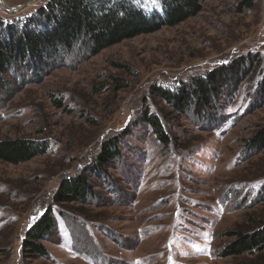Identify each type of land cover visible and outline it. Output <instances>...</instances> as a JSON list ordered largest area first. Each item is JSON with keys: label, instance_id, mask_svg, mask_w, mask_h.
I'll return each mask as SVG.
<instances>
[{"label": "rangeland", "instance_id": "obj_1", "mask_svg": "<svg viewBox=\"0 0 264 264\" xmlns=\"http://www.w3.org/2000/svg\"><path fill=\"white\" fill-rule=\"evenodd\" d=\"M47 1L0 0V14L25 15ZM248 1L204 0L185 21L93 56L78 47L37 57L38 69L11 65L0 84V139H34L46 151L0 160V264H264V251L224 255L229 231L247 230L250 215L264 218V150L245 149L264 125V0ZM141 2L160 11L159 0ZM239 57L248 59L244 73L218 86L202 116L155 94ZM148 112L170 144L144 122ZM118 133L121 158L102 167L104 143ZM82 175L92 192L56 202L64 181ZM50 209L54 226L39 241L48 253L24 251Z\"/></svg>", "mask_w": 264, "mask_h": 264}, {"label": "trees", "instance_id": "obj_2", "mask_svg": "<svg viewBox=\"0 0 264 264\" xmlns=\"http://www.w3.org/2000/svg\"><path fill=\"white\" fill-rule=\"evenodd\" d=\"M159 2L160 11H149L144 8L141 0H49L25 15L5 17L0 14V84L3 74L19 61L31 70L35 66L34 59L43 54L49 60L56 55L72 53L78 47L93 56L126 38L185 21L202 10L204 0ZM245 5L251 7L253 2L250 0ZM247 61L248 59L239 57L231 65L223 64L206 69L189 82L180 81L174 89L159 85L154 88L155 94L175 111L185 112L190 110V105L195 113L202 116V113L210 111L213 98L219 91L218 86L224 84L230 74L234 78L242 75L244 66L248 65ZM257 72L261 76L260 86L264 89V66L259 67ZM227 99L222 101V106ZM204 108L207 110H203ZM143 120L153 128L163 144L172 142V135L158 115L148 112ZM124 138L118 133L104 143L98 157L99 165L105 167L109 162L121 158L120 143ZM245 146L247 151L255 153L264 150V125L257 127L246 140ZM44 151L45 147L34 139H0V160L7 163H23ZM92 190L89 178L78 176L64 181L55 201H83V196H87ZM245 221L249 225L247 230L239 228L228 232L227 235L234 240L224 255L246 251L254 255L255 250L264 251V218L260 220L259 217L250 215ZM53 226V210L50 209L29 230L24 240V251L46 255L48 252L42 251L43 244L39 241L48 239V232ZM259 260L260 263L263 261L261 256Z\"/></svg>", "mask_w": 264, "mask_h": 264}]
</instances>
